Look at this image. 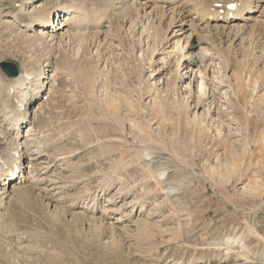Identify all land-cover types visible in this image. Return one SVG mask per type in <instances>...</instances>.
<instances>
[{
  "label": "rangeland",
  "instance_id": "1",
  "mask_svg": "<svg viewBox=\"0 0 264 264\" xmlns=\"http://www.w3.org/2000/svg\"><path fill=\"white\" fill-rule=\"evenodd\" d=\"M31 1L51 5L56 0ZM81 2L87 9H96L93 11L102 12L104 18L114 22L106 29L109 36L96 34L97 28L89 24L86 36L90 35L83 41L86 46L79 47L72 39V25L63 35V41L56 38L55 43L42 42L43 46L36 47L37 43L28 44L29 41L18 36L13 26L0 23V61L13 62L17 67L25 62L31 70H39L48 61L58 69L54 81L48 82L42 91L49 97L47 103L34 115V144L45 153L44 161L51 167L43 181L15 187L11 200L6 203L3 222L8 225L4 224V230L0 231V264H264V0H254L250 10H244L251 18L239 21L244 24L239 33L235 30L228 33L222 29L226 24L223 20H210L201 12L208 7H221L224 0L176 3L179 5L174 12L183 5L185 10L193 11L190 17L196 16L192 5L197 4L199 17L206 20L192 19L195 34L191 40L196 36L208 40L201 44L211 52L204 63L211 64L213 60L217 67L213 72L212 64L208 65L209 77L203 79L206 89L201 99L206 97L200 103L205 105L199 108L203 117L195 120L189 116V121L186 115H193V107L188 105L196 103V89L192 87L193 92L186 100L187 89L174 80L175 74L169 75L174 62L171 69L163 71L160 67L155 73L162 72L152 75L158 78L166 73L164 80L172 83L165 86L161 79L158 86L162 88L156 94L149 86L155 78L149 77V82L146 77L151 70L150 50L161 43L164 35L161 26L168 17H162L161 12L169 14L170 11H164L166 7L161 5L167 6V3L161 0L148 3L146 11L152 8L153 15L158 14L155 18L161 17V26L151 27L147 20H142L147 31L141 33L135 27H128L127 19L122 21L118 17L117 9L126 5V0ZM15 8L11 0H0V14ZM139 11L142 10L139 8ZM61 18L62 14L54 18L53 26ZM237 22L238 19L232 20L229 25ZM205 24L214 34L207 35ZM215 25L221 29L220 38L213 31ZM156 63L152 64L154 68L160 65ZM72 64L75 73L70 70ZM86 64L91 70L80 75L77 66ZM224 75L230 80L239 78L243 85L234 79L235 84ZM7 78L0 68V138L15 132L10 120L2 116L5 105L15 104L13 91L7 93ZM173 81L179 87L176 84L174 87ZM227 81L232 82L230 87L235 95L227 91L230 90ZM115 91L122 97L126 95L131 101L126 99L130 108L134 104L130 111L133 114L128 112L129 107H124L128 105L123 104L122 109L118 104L127 114L120 109L114 119L110 114L107 117L105 107V110L98 107L99 102L90 104L91 99L100 101ZM150 95L155 96V103L149 101ZM39 100H43L42 96ZM29 110L31 118L32 109ZM122 112L128 121L122 118ZM132 118L135 123L131 124ZM162 118H167V122ZM227 159L232 170L225 166Z\"/></svg>",
  "mask_w": 264,
  "mask_h": 264
},
{
  "label": "bare ground",
  "instance_id": "2",
  "mask_svg": "<svg viewBox=\"0 0 264 264\" xmlns=\"http://www.w3.org/2000/svg\"><path fill=\"white\" fill-rule=\"evenodd\" d=\"M37 1V0H36ZM42 1H47V0H42ZM84 1H87V0H84ZM124 1V0H122ZM156 1L158 0H126V5L124 6H120L119 10L117 9V12L118 14V17H120L121 19H123L122 21H124V18L127 19V22L130 23L128 27H135L139 30H141V33L142 31H145L146 30V25H142V20H147V23L148 24H151L152 26L151 27H155V28H158L159 29V26H161V17L159 18H155V17H158V14L156 13L155 16L153 15L154 13V10L151 8L150 10L146 11V6H150V4L148 3H155ZM163 3H167L166 5L167 6H162V8L166 7V9L164 8V11L165 10H169L170 13L169 14H165V12H161V16L162 17H168L164 26H161V29L164 31V35H162V40H161V43L158 45L159 48H157V45L156 46H153L152 49L150 50V56H149V60H148V63L150 64V72L146 75V77H148L147 81H149V77H151V80H153L152 78H155L154 76L152 77L153 74H160L162 71H157L155 73L156 70H158V68L162 67V70L164 71V68H170V65L172 63V61L174 62L175 64V67H174V64L173 67L174 69H172V72H169V75L170 73L175 74V79L174 80H178V82H180L181 84L180 87H184V89H187V91L185 93H187V95H185V98L186 100H188V98L191 96V91L192 90V87H195L196 89V93H197V96H196V103L195 104H189V108L191 106V108L193 107V115L191 114H188L186 115V118L188 119V121L190 120V118L192 117L193 119L195 118V120L197 118H199V116L201 117L202 115H204L200 110L199 108L202 107L200 102L206 97H204L203 99H201V97L203 95H205V86L204 85V77L208 76L207 75V68H208V65H211L212 64V67L213 68H210L212 69V71L214 72V69L217 68L215 65H213V60L211 61V64H207L208 62L204 63V59L209 56V52L210 50L207 48V47H204L202 46L201 44L202 43H205L207 42L208 43V40H206L205 38L203 37H197L194 39L191 40V36L194 35L195 33L193 32V25H192V22H193V18H198L200 19V22H203L204 20L206 19H203L202 17H199V14L202 12L205 16H207L208 18H210V20H223L226 24H223L222 26V29L224 30H228V33L232 30H235L239 33L240 30H242V26L244 24H240L239 21H243V20H249L251 17L248 16V15H245L243 12L244 10H250V7L251 5L253 4L254 0H224V4L219 7V8H216L214 9L213 7H208V8H205L203 9L201 12H198L197 11V4L194 3L192 5V7L194 8V10H196V16L194 17H190L192 14H193V11H189V9H184L183 8V5H181L182 7L179 8L178 12H174V10L176 9V7H178L179 4H176L178 3L179 1L181 0H161ZM11 2L13 3L14 6H16V10L15 11H9V12H5V13H2L0 14V23L4 24V25H8V26H13L15 28V31L17 32L16 34H18V36H21V38H25L29 43H37L36 47H39V45L43 46L42 45V42L44 43H48L49 42H52V43H55L56 38H61V40L63 41L62 37L64 34H66L71 28L72 25H74V30H73V40L75 41V43L77 42V44L79 45V47H82L83 45L86 46V43H84V39H85V36L87 34V32L89 31V28L88 26L92 25L91 28L95 29V27L98 29V28H102V29H96V31H94L96 34H103V36L105 35H108L107 34V30L112 23V21H110V19L107 17V18H104V14H101L99 13L100 11L97 10L96 11H93V10H96V9H87L86 6H84L83 2H81V0H56L55 2H52V4H46L44 2H37V3H33V1L31 0H11ZM50 2V1H49ZM185 2V1H184ZM51 3V2H50ZM85 3V2H84ZM121 3V2H120ZM124 3V2H123ZM234 4L235 7L234 8H230L228 5L229 4ZM5 5V4H4ZM49 5V7H47ZM86 5V4H85ZM257 5V4H256ZM2 6V5H1ZM94 8V7H93ZM117 8V7H116ZM139 8L142 10L141 13L139 11ZM132 9H135L136 10V13H133V10ZM212 9V10H210ZM221 10V11H220ZM2 11V10H1ZM183 11V12H182ZM238 12V14H237ZM62 14V18L60 20L61 22V25H58L60 22L57 23L58 26H53L52 22L54 21L53 18H56L57 16L59 17L60 15ZM117 14V13H116ZM232 14V15H231ZM109 15V14H108ZM188 17H190L189 19H187ZM119 18V19H120ZM235 19H238V22L237 23H234V25H229V22H231L232 20H235ZM107 20V21H106ZM257 19H255L256 21ZM108 22L107 25H106V28L103 29V27H105L104 25V22ZM140 23V24H139ZM188 23V26H186ZM90 24V25H89ZM139 24V25H138ZM208 24H205L204 26L206 27V33L207 35H210L212 33L211 29L209 26H207ZM148 26L147 25V29H148ZM264 26V25H263ZM215 28V30H214ZM213 28V31L217 34V36L220 38V34L218 33L219 30V25H215ZM92 29V30H93ZM2 30V29H0ZM109 30V29H108ZM155 31L154 32H157L156 30L157 29H154ZM161 30V31H162ZM4 31V30H3ZM147 31V30H146ZM150 31V30H149ZM8 32V31H7ZM133 32V31H132ZM141 33H139L141 35ZM148 33V32H147ZM71 33H69L68 35H70ZM214 34V33H212ZM13 35V34H12ZM88 35H90V33H88ZM88 35L86 37H88ZM148 35V34H146ZM145 35V36H146ZM155 35V34H154ZM161 35V34H160ZM159 35V36H160ZM229 35V34H228ZM65 36V35H64ZM71 36V35H70ZM109 36V35H108ZM223 36V35H222ZM221 36V37H222ZM10 37V35H9ZM107 37V36H105ZM141 37V36H140ZM225 37V36H224ZM227 37V36H226ZM230 37V36H229ZM248 38H251L249 36H247ZM68 38H71V37H68ZM223 38V37H222ZM221 38V39H222ZM245 38V37H244ZM148 39V38H147ZM87 40V38H86ZM227 40V39H226ZM234 40V38L232 39ZM245 40V39H244ZM249 41V39H247ZM40 41V42H39ZM61 41V42H62ZM70 41V40H69ZM225 41V40H224ZM231 41V40H229ZM252 41V40H251ZM59 42V41H57ZM148 42V41H147ZM163 42V43H162ZM222 42V41H221ZM233 42V41H232ZM3 43V42H2ZM84 43V44H83ZM146 43V42H145ZM228 43V42H227ZM222 44V43H220ZM242 44V41L241 43ZM45 45V44H44ZM53 45V44H52ZM228 45V44H227ZM232 45V44H230ZM229 45V46H230ZM30 46V45H28ZM32 46L35 47V45L32 44ZM30 46V47H32ZM47 46V45H46ZM151 46V45H150ZM219 46V45H218ZM243 46V45H242ZM251 46V45H250ZM35 47V48H36ZM53 47V46H52ZM61 47V46H60ZM148 48V44L146 46ZM227 47V46H226ZM23 48V47H22ZM215 48V47H214ZM246 48V47H244ZM263 48V47H262ZM25 49V48H24ZM34 49V48H33ZM143 50H140L142 52H145L144 48H141ZM192 49H197L196 52H193ZM216 49V48H215ZM228 49V47H227ZM243 50V48H241ZM149 51V49H147ZM97 51V50H96ZM146 51V52H148ZM160 51V52H159ZM35 52V51H33ZM42 52V51H41ZM141 52V53H142ZM159 52V53H158ZM218 52V50H217ZM3 53V52H2ZM21 53V52H20ZM25 53V52H24ZM211 53V52H210ZM220 53V52H219ZM218 53V54H219ZM262 53V52H261ZM156 54V56H155ZM217 53H215L216 55ZM217 54V55H218ZM251 54V53H250ZM25 55V54H24ZM222 55V54H220ZM242 55H244L242 53ZM23 56V55H22ZM28 56H31V55H28ZM223 56V55H222ZM246 56V55H244ZM253 57V56H252ZM156 58V59H155ZM218 59V58H217ZM216 59V60H217ZM221 59V58H220ZM218 59V61L220 60ZM245 59V57H244ZM254 59V58H253ZM264 59V58H263ZM238 60V59H237ZM143 61V60H142ZM156 61H158L160 63L159 67L157 68H154V66L152 64H156ZM210 61V60H209ZM223 61V60H221ZM226 61V60H225ZM239 61V60H238ZM217 62V61H216ZM227 62V61H226ZM220 63V62H219ZM218 64V63H217ZM28 65V63L25 64V62H21L20 65L18 66V74L15 76V77H9L7 78L8 82H9V85H8V92H12L13 91V95L15 98V104L13 103V106H8V105H5V107H3L4 105H2V107L4 108V111L5 113L2 115L4 120H10V123L12 124V131L14 130V134H8V136H5L6 133H5V137H2L0 138V231L1 230H4L3 227L4 224H7L5 222H3V215H4V209H6L7 207L6 206V203L8 202V200L10 199L11 200V197H12V193H13V190L15 189V187L19 188L21 186L19 185H22L24 184L25 182H30L31 184L32 183H35V182H40L41 180L43 181L46 177V173L50 170L49 167H51V165H48L46 164V162L44 161V158L43 156L45 155V153H42L38 146L39 145H35L34 144V118L36 116L35 113H37L38 111L40 112V108L43 106L44 103H47V99L49 98L48 95H46L45 93H43L42 91H44L45 89V85L46 87L47 86V83L50 82L51 80L54 81V77L56 76L57 74V68L56 66H50L49 62H45L43 67H41L39 70H31V67L29 66H26ZM88 64L85 65V67H79L77 66V70L79 71V74L82 75L83 73H86V72H89V70L91 69H88L89 68V65L87 67ZM44 66L47 67V71L45 70ZM62 66V65H60ZM75 66V64H74ZM164 66V67H163ZM227 64H226V67L227 68ZM264 66V65H263ZM30 69H29V68ZM51 67V68H50ZM71 67V68H70ZM70 70L71 72L75 73L74 71V68H73V64L70 65ZM146 67V66H145ZM172 67V68H173ZM194 67H196V69L194 70ZM211 67V66H210ZM223 67V66H221ZM66 68V67H65ZM36 69V68H35ZM171 69V68H170ZM221 69V68H220ZM169 70V69H168ZM209 70V68H208ZM219 70V68H218ZM223 70V69H221ZM46 71V72H44ZM171 71V70H170ZM210 71V70H209ZM259 71V70H258ZM61 72V71H60ZM71 72L69 71V73L71 74ZM220 72V70H219ZM222 72V71H221ZM235 72V71H234ZM232 72V74H235ZM72 73V75H73ZM218 73V71H217ZM166 73H163V76L162 75H159L158 78H155L152 82L149 83V86L151 88H153L155 90V93L158 91V89L161 87V86H158L159 84V81L161 79L163 83H165L164 85L167 86V85H170V84H167V81H169L168 78H171V77H168L167 79L168 80H164V77ZM214 74V73H213ZM226 74V73H225ZM239 73H237L238 75ZM241 74V73H240ZM59 75V74H58ZM91 75V73H90ZM227 75V74H226ZM236 77H242L241 76H237ZM246 75V74H245ZM168 76V75H167ZM225 76V75H224ZM228 76V75H227ZM226 77V79H228V77ZM231 76H234V75H231ZM73 77V76H72ZM71 77V78H72ZM89 77V76H88ZM145 77V78H146ZM209 77V76H208ZM214 77V76H213ZM212 77V78H213ZM217 77V75H216ZM235 77V76H234ZM250 77V76H249ZM4 78V77H3ZM231 78V77H229ZM244 78V77H242ZM57 79V78H55ZM73 79V78H72ZM89 79V78H88ZM157 79V80H156ZM215 79V78H214ZM233 79V78H232ZM236 79L235 82L237 83H241L243 85V83L241 82L242 80H240L239 78H234ZM234 79L233 80H230V81H233L234 82ZM5 80V79H4ZM7 80H5L7 82ZM187 80V82H185ZM219 80V79H218ZM52 81V82H53ZM246 81V80H245ZM174 82L176 81H173V84ZM234 82V83H235ZM255 83V81H253ZM1 83H4L3 81ZM54 83V82H53ZM52 83V84H53ZM87 83V82H86ZM182 83H185L184 85H182ZM213 83V82H212ZM224 83V82H223ZM222 83V84H223ZM227 83H229V81H227ZM235 83V84H237ZM245 83V82H244ZM253 83V84H254ZM176 84V87H179L178 86V83H175ZM175 84H174V87H175ZM230 84V83H229ZM257 84V83H256ZM90 85V84H89ZM228 85V84H227ZM231 84L228 87V89L230 90H226L227 91H232V94L235 95L233 93L234 89L231 90ZM251 85V84H250ZM255 85V84H254ZM172 86V85H171ZM237 86V85H236ZM241 86V85H240ZM56 87V86H54ZM135 87V85L133 86ZM137 87V86H136ZM170 86H168L169 88ZM260 87V86H259ZM3 88V87H2ZM162 88V87H161ZM164 88V86H163ZM167 87H165L166 89ZM234 88V87H233ZM137 89V88H135ZM182 89V88H181ZM239 89V88H237ZM236 89V90H237ZM7 90V89H6ZM117 90V89H116ZM139 90V89H138ZM167 90V89H166ZM225 90V91H226ZM89 91V90H88ZM183 91V90H182ZM51 92V91H49ZM116 92V91H115ZM114 94L109 93L111 95L107 96L106 98H104L103 100H93L91 99V102L93 103H90V104H94L95 101L99 102L98 104V107H100L101 109L104 107L107 109L105 110L106 113H108L107 117H109V114L111 115V117H113L114 119H117V117L115 118V116L118 115L119 113V110L122 108L124 109V107H129V111H132L131 108H134L132 106H134V104L131 106L130 108V103H128L129 99L128 98H125L126 95H123L124 97H122V95L120 96L118 94V92H116ZM1 93V92H0ZM42 93L44 94V96H42ZM159 93V92H158ZM230 93V92H229ZM236 93H239L236 91ZM6 94V93H5ZM92 94L91 93V90L89 91V95ZM124 94V93H123ZM189 94V95H188ZM53 95V94H52ZM194 95H196L194 93ZM237 95V94H236ZM9 96V95H8ZM42 96V99L43 100H39ZM93 96V95H92ZM151 99L149 101H152L153 103H155L154 99H155V96H149ZM232 97V95H231ZM91 98V96H90ZM89 98V99H90ZM120 98H121V103H120ZM166 98V97H165ZM164 99V101H166V99ZM229 98V97H227ZM101 99V98H100ZM128 99V101L126 100ZM147 99V98H146ZM149 99V98H148ZM8 100V99H7ZM134 100V99H133ZM123 101V103H122ZM169 100H167L168 102ZM228 101V100H227ZM89 102V101H88ZM96 102V104H97ZM131 102V101H129ZM146 104L147 101L145 100L144 101ZM187 102V101H186ZM230 102V101H229ZM10 103V102H9ZM133 103V102H132ZM131 103V104H132ZM150 103V102H149ZM175 103V102H174ZM208 103V102H207ZM210 103V102H209ZM232 103V102H231ZM89 104V103H88ZM118 104H121L122 107L119 108L121 105H118ZM123 104L125 105H128V106H124L123 107ZM152 104V103H151ZM160 104V103H159ZM170 104V102H169ZM176 104V103H175ZM178 104V103H177ZM187 104V103H186ZM218 104V103H217ZM229 104V103H228ZM11 105V104H10ZM95 105V104H94ZM205 105V104H204ZM222 105V104H221ZM220 105V107H221ZM171 106V105H170ZM210 106V105H209ZM13 107V109L11 108ZM96 107V106H95ZM97 107V108H98ZM187 107V106H186ZM207 107V106H206ZM225 107V106H224ZM234 107V106H233ZM162 108V107H161ZM208 108V107H207ZM211 108V107H210ZM209 110H212L210 109ZM29 109H32V113H33V116L30 118V113L29 111L31 112V110ZM101 109H98V110H101ZM121 109V110H122ZM177 109V108H176ZM182 109V108H180ZM206 109V108H205ZM203 109V110H205ZM220 109V108H219ZM219 109H216L217 111H219ZM43 110V109H41ZM103 110L102 113H105V111ZM111 110V111H110ZM144 110V109H143ZM189 110V109H188ZM200 110V111H199ZM215 110V111H216ZM224 110V109H222ZM109 111V112H108ZM124 111L125 114H127V112H125V110H122ZM206 111V110H205ZM208 111V109H207ZM206 111V112H207ZM225 111V110H224ZM121 112V111H120ZM190 112V113H191ZM132 113V112H130ZM129 113V114H130ZM209 113V112H208ZM211 113V112H210ZM123 114V112L121 113V115ZM124 114V115H125ZM133 114V113H132ZM206 114V113H205ZM213 114V113H212ZM103 116H105V114H102ZM120 115V114H119ZM136 115V114H135ZM175 115V114H174ZM132 116V115H131ZM130 116V117H131ZM190 116V118H189ZM207 116V115H206ZM211 116V115H209ZM213 116V115H212ZM211 116V117H212ZM220 116V115H219ZM106 117V116H105ZM110 117V119H111ZM123 117H126V116H123L122 115V118ZM136 117V116H135ZM139 117V116H138ZM162 117V116H161ZM164 117H166V115H164ZM168 117V116H167ZM177 117V116H175ZM179 117V116H178ZM203 117V116H202ZM38 118V117H37ZM112 118V119H113ZM120 118V117H119ZM171 118V117H170ZM185 118V119H186ZM205 118V117H204ZM207 118V117H206ZM209 118V117H208ZM107 119V118H106ZM103 118V120H106ZM111 119V120H112ZM113 119V120H114ZM125 119V118H124ZM127 121H128V117H126ZM134 118L130 119V123L132 124L133 122L135 123V120H133ZM163 119V118H162ZM167 118H164L163 120H165ZM180 119V118H179ZM201 119V118H199ZM212 119V118H211ZM99 120V119H98ZM112 120V121H113ZM132 120V122H131ZM138 120V119H136ZM192 120V119H191ZM108 121V120H107ZM147 121V120H146ZM153 121V120H152ZM170 121V120H168ZM172 121V119H171ZM227 121V120H226ZM114 122V121H113ZM116 122H119V121H116ZM163 122V121H162ZM165 122H167L165 120ZM164 122V123H165ZM202 122V121H201ZM229 122V121H228ZM223 123V122H221ZM226 123V122H224ZM223 123V124H224ZM1 124V123H0ZM153 124V122H152ZM156 124V123H155ZM36 125V124H35ZM116 125V124H115ZM123 125V124H121ZM126 125V124H125ZM109 126V125H108ZM117 127V126H116ZM131 127V126H130ZM26 128L23 132V129ZM150 128V126H149ZM37 129V128H36ZM137 129V128H135ZM138 130V129H137ZM141 130V129H140ZM104 132V131H103ZM117 132V131H116ZM230 132V131H229ZM44 133V132H43ZM84 133V131H83ZM119 133V132H118ZM133 133V132H132ZM138 133V132H137ZM136 133V134H137ZM4 133H2L3 135ZM228 134V133H227ZM1 135V134H0ZM87 135V134H86ZM105 135V134H104ZM61 136V135H60ZM63 136V135H62ZM59 138V137H57ZM77 138V137H76ZM89 138V137H88ZM109 138V137H108ZM106 138V139H108ZM118 138V137H116ZM55 139V138H54ZM78 139V138H77ZM112 139V138H111ZM43 140V139H42ZM47 141V140H46ZM60 141V140H59ZM99 141V140H98ZM104 141V140H102ZM112 141V140H111ZM44 142V141H43ZM42 142V143H43ZM106 142V141H105ZM114 142V141H113ZM117 142V141H115ZM123 142V141H122ZM39 143V142H38ZM37 143V144H38ZM40 144V143H39ZM155 144V143H154ZM157 144V143H156ZM52 145V144H51ZM56 145V144H55ZM104 145V144H103ZM117 145V144H116ZM46 146V145H45ZM122 146V145H121ZM51 147V146H49ZM96 147V146H95ZM181 147V146H180ZM178 147V148H180ZM56 148V147H55ZM85 148V147H84ZM41 149V148H40ZM144 149V148H143ZM45 150V149H43ZM50 150V149H49ZM109 150V149H107ZM111 150V149H110ZM149 150V148H148ZM18 152L19 154L21 155H24V158H23V162L21 165H19V167L21 168V171H22V174L20 176H23L24 178L20 177V179L15 181V182H11L13 176H10V175H7L9 171H12V172H15L13 170V168L15 167L14 166V162L18 160L19 157H13V155L15 154V152ZM123 151V150H122ZM44 152V151H43ZM50 152V151H49ZM148 153V152H147ZM116 154V153H115ZM152 154V153H151ZM51 155V154H50ZM53 155V154H52ZM107 155V154H106ZM146 155V154H145ZM108 156V155H107ZM110 156V155H109ZM144 156V155H143ZM230 156V155H229ZM56 157V156H55ZM59 157V156H58ZM64 157V156H63ZM62 157V158H63ZM139 157V155H138ZM142 158V157H141ZM46 160V159H45ZM54 160V159H53ZM140 160V159H139ZM228 160V159H227ZM115 161V160H114ZM238 161V160H237ZM235 162L234 160V163H238V162ZM74 162V161H73ZM233 162V161H232ZM63 163V162H62ZM228 163H229V160H228ZM225 165V166H230V163L229 165ZM240 163V162H239ZM238 163V164H239ZM66 164H70V163H66ZM226 164V163H225ZM72 166H74L72 163H71ZM145 165V164H144ZM240 165V164H239ZM4 166H6V171L3 170ZM58 166V165H57ZM66 166V165H65ZM223 166V165H222ZM70 167V166H69ZM226 167V168H227ZM55 168V167H54ZM229 170L232 168V167H228ZM227 168V170H228ZM235 168V167H233ZM71 169V168H69ZM147 169V168H146ZM232 170V169H231ZM55 171V170H53ZM51 172V171H50ZM57 172V171H56ZM75 172V171H74ZM71 173V172H69ZM53 174V173H52ZM61 174H64V173H61ZM76 174V173H75ZM57 175V174H55ZM60 177V176H58ZM161 178V177H160ZM49 179V178H48ZM47 179V180H48ZM77 179V178H76ZM63 180V179H62ZM66 180V179H65ZM73 180V179H71ZM106 180V179H105ZM64 182V181H63ZM105 182V181H104ZM107 182V181H106ZM159 182V181H157ZM87 184V183H85ZM247 184V183H246ZM52 186V185H51ZM44 187V186H43ZM241 187L243 188H246L244 185ZM45 188V187H44ZM142 188V187H141ZM144 188V187H143ZM241 189V188H240ZM56 190V189H55ZM54 190V191H55ZM58 190V188H57ZM60 190V189H59ZM51 192V191H50ZM87 192V190H86ZM52 194V193H51ZM84 194V193H83ZM118 194V193H116ZM60 196V195H58ZM57 198V197H56ZM135 199V198H134ZM112 200V199H111ZM110 200V201H111ZM136 200H139L136 199ZM48 202V201H47ZM129 202V201H128ZM132 202V201H130ZM136 202H139V201H136ZM71 203V202H69ZM141 203V202H140ZM54 204V203H53ZM138 204V203H137ZM143 204V203H142ZM68 205V204H67ZM47 206V205H46ZM144 209V208H143ZM56 210V209H55ZM105 210V209H104ZM115 210H119V209H115ZM103 211V210H102ZM75 212V211H73ZM79 212V211H78ZM72 213V212H71ZM84 213V212H83ZM101 213V212H100ZM129 213V212H128ZM6 214V213H5ZM9 214V213H8ZM80 214V213H79ZM88 216V215H87ZM94 216V215H93ZM129 216V215H127ZM148 216V215H146ZM7 218V217H6ZM80 218V216H79ZM82 218V217H81ZM85 218V217H84ZM121 218V217H120ZM138 218V217H137ZM75 219V218H74ZM72 220V219H71ZM135 221V220H134ZM70 222V220H69ZM89 222V221H88ZM103 222V221H101ZM97 223V222H96ZM94 223V224H96ZM147 223H148V220H147ZM153 223V222H151ZM150 223V224H151ZM70 224V223H69ZM68 224V225H69ZM104 224V223H103ZM140 224V222L138 223ZM8 225V224H7ZM108 226V225H106ZM123 226V225H122ZM97 227V226H96ZM118 227V226H117ZM139 227V226H137ZM95 228V227H94ZM111 229V228H109ZM140 229V227H139ZM118 232V231H117ZM20 233V232H19ZM2 234V232H1ZM11 234V233H10ZM111 234V233H110ZM16 236V235H15ZM22 236V235H21ZM2 237V235L0 236V238ZM4 237V236H3ZM5 237H7L5 235ZM3 240V239H2ZM5 240V239H4ZM3 240V241H4ZM8 240V239H6ZM17 240V239H16ZM236 241V240H235ZM9 242V241H8ZM229 242V241H228ZM15 244V243H14ZM25 244V243H24ZM26 244H28L26 242ZM237 244V243H236ZM244 244V243H243ZM243 244L241 245L242 249L244 250L246 247L243 246ZM231 245V244H230ZM239 245V244H238ZM29 246V245H28ZM30 247V246H29ZM7 248V247H6ZM33 248V247H32ZM237 248V247H236ZM230 249V248H228ZM241 249V248H239ZM241 249V250H242ZM240 250V251H241ZM235 251V250H234ZM238 251V250H237ZM245 251V250H244ZM247 251V249H246ZM245 251V252H246ZM20 252V251H19ZM29 252V251H28ZM32 252V251H31ZM18 254V253H17ZM22 254V253H21ZM227 255V254H226ZM24 256V255H23ZM11 258V257H10ZM28 258V257H27ZM236 259V258H235ZM247 261V260H246ZM17 262V261H16ZM22 262V261H21Z\"/></svg>",
  "mask_w": 264,
  "mask_h": 264
},
{
  "label": "water",
  "instance_id": "3",
  "mask_svg": "<svg viewBox=\"0 0 264 264\" xmlns=\"http://www.w3.org/2000/svg\"><path fill=\"white\" fill-rule=\"evenodd\" d=\"M0 68L7 76H16L18 73L16 65L9 61H1Z\"/></svg>",
  "mask_w": 264,
  "mask_h": 264
},
{
  "label": "snow or ice",
  "instance_id": "4",
  "mask_svg": "<svg viewBox=\"0 0 264 264\" xmlns=\"http://www.w3.org/2000/svg\"><path fill=\"white\" fill-rule=\"evenodd\" d=\"M231 6V5H230Z\"/></svg>",
  "mask_w": 264,
  "mask_h": 264
}]
</instances>
